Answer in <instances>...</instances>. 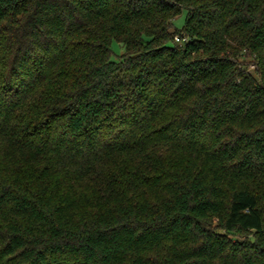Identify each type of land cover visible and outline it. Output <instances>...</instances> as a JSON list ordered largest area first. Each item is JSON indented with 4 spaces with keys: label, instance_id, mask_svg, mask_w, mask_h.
I'll list each match as a JSON object with an SVG mask.
<instances>
[{
    "label": "trees",
    "instance_id": "obj_1",
    "mask_svg": "<svg viewBox=\"0 0 264 264\" xmlns=\"http://www.w3.org/2000/svg\"><path fill=\"white\" fill-rule=\"evenodd\" d=\"M0 264H264V0H0Z\"/></svg>",
    "mask_w": 264,
    "mask_h": 264
},
{
    "label": "rangeland",
    "instance_id": "obj_2",
    "mask_svg": "<svg viewBox=\"0 0 264 264\" xmlns=\"http://www.w3.org/2000/svg\"><path fill=\"white\" fill-rule=\"evenodd\" d=\"M184 19H185V14L182 13L181 15H179L175 20H174V26L177 29H181L183 24H184ZM112 49L114 51V53L119 54L123 51V47L120 46L118 43L116 42H112Z\"/></svg>",
    "mask_w": 264,
    "mask_h": 264
},
{
    "label": "built area",
    "instance_id": "obj_3",
    "mask_svg": "<svg viewBox=\"0 0 264 264\" xmlns=\"http://www.w3.org/2000/svg\"><path fill=\"white\" fill-rule=\"evenodd\" d=\"M176 41L180 42L178 38H176Z\"/></svg>",
    "mask_w": 264,
    "mask_h": 264
}]
</instances>
